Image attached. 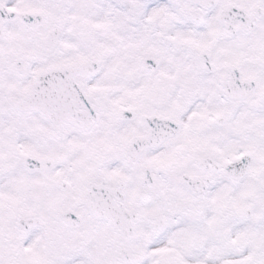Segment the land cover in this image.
I'll list each match as a JSON object with an SVG mask.
<instances>
[{"label": "snow or ice", "instance_id": "obj_1", "mask_svg": "<svg viewBox=\"0 0 264 264\" xmlns=\"http://www.w3.org/2000/svg\"><path fill=\"white\" fill-rule=\"evenodd\" d=\"M0 264H264V0H0Z\"/></svg>", "mask_w": 264, "mask_h": 264}]
</instances>
